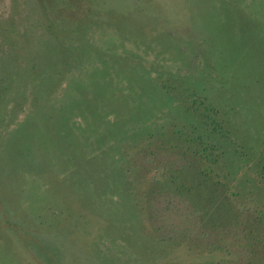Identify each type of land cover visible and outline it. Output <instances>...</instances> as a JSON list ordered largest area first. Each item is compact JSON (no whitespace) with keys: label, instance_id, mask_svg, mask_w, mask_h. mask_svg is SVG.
<instances>
[{"label":"rangeland","instance_id":"374dc122","mask_svg":"<svg viewBox=\"0 0 264 264\" xmlns=\"http://www.w3.org/2000/svg\"><path fill=\"white\" fill-rule=\"evenodd\" d=\"M0 264H264V0H0Z\"/></svg>","mask_w":264,"mask_h":264}]
</instances>
